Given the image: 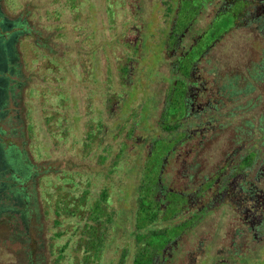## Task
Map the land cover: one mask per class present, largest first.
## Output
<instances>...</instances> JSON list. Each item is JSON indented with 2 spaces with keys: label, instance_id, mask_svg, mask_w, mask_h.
Listing matches in <instances>:
<instances>
[{
  "label": "rangeland",
  "instance_id": "1",
  "mask_svg": "<svg viewBox=\"0 0 264 264\" xmlns=\"http://www.w3.org/2000/svg\"><path fill=\"white\" fill-rule=\"evenodd\" d=\"M161 1L0 0V19L8 27L16 20L28 25L8 38L9 64L4 58L0 66V73L19 82L0 122L1 165L10 164V144L13 165L48 169L28 182L35 199L30 228L39 237L25 251L17 228L0 214V264H27L29 250L39 264H95L98 256L87 254L95 239L104 241L96 264L131 263L140 246L128 234L135 187L169 85L166 40L157 29ZM212 10L201 11L197 30ZM27 30L29 37L17 35ZM223 50L257 58L255 46L237 35L215 51ZM102 193L106 201L100 204ZM10 203L2 191L0 207ZM107 215L113 220L108 228ZM235 220L227 205L207 214L180 238L167 264H264L263 237L253 258L219 261Z\"/></svg>",
  "mask_w": 264,
  "mask_h": 264
},
{
  "label": "trees",
  "instance_id": "2",
  "mask_svg": "<svg viewBox=\"0 0 264 264\" xmlns=\"http://www.w3.org/2000/svg\"><path fill=\"white\" fill-rule=\"evenodd\" d=\"M208 5L211 16L197 30L196 19ZM158 10L169 85L135 187L128 234L140 246L130 264H155L159 254L160 264L169 263L180 238L222 205L231 208L236 220L228 234L229 250L219 261L253 258L264 238V0H162ZM25 29L24 20L8 27L0 19V52L7 64L8 38ZM24 33L17 35L29 37V30ZM236 35L255 46V61L246 51L239 57L215 51ZM17 78L0 73V122ZM6 147L11 159L6 166L0 160V194L7 191L12 203L0 207V214L17 228L18 244L27 251L39 237L37 228H30L35 199L28 182L48 169L13 165V147ZM105 198L102 193L97 203ZM112 223L107 215L103 224L108 228ZM103 244L92 240L87 254L99 258ZM37 258L29 250L27 264H39Z\"/></svg>",
  "mask_w": 264,
  "mask_h": 264
},
{
  "label": "flooded vegetation",
  "instance_id": "3",
  "mask_svg": "<svg viewBox=\"0 0 264 264\" xmlns=\"http://www.w3.org/2000/svg\"><path fill=\"white\" fill-rule=\"evenodd\" d=\"M4 59H3V53L0 52V66H3Z\"/></svg>",
  "mask_w": 264,
  "mask_h": 264
}]
</instances>
